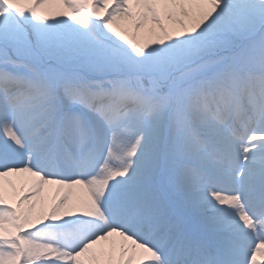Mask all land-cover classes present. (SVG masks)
I'll list each match as a JSON object with an SVG mask.
<instances>
[{
    "label": "snow or ice",
    "instance_id": "obj_1",
    "mask_svg": "<svg viewBox=\"0 0 264 264\" xmlns=\"http://www.w3.org/2000/svg\"><path fill=\"white\" fill-rule=\"evenodd\" d=\"M0 264H264V0H0Z\"/></svg>",
    "mask_w": 264,
    "mask_h": 264
},
{
    "label": "rangeland",
    "instance_id": "obj_2",
    "mask_svg": "<svg viewBox=\"0 0 264 264\" xmlns=\"http://www.w3.org/2000/svg\"><path fill=\"white\" fill-rule=\"evenodd\" d=\"M52 11H53V12H56V11H55V7L52 9Z\"/></svg>",
    "mask_w": 264,
    "mask_h": 264
},
{
    "label": "bare ground",
    "instance_id": "obj_3",
    "mask_svg": "<svg viewBox=\"0 0 264 264\" xmlns=\"http://www.w3.org/2000/svg\"><path fill=\"white\" fill-rule=\"evenodd\" d=\"M55 11H58V9H57V8H55Z\"/></svg>",
    "mask_w": 264,
    "mask_h": 264
}]
</instances>
